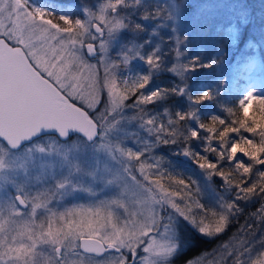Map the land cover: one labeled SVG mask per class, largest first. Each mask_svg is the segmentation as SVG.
Segmentation results:
<instances>
[{
    "label": "snow or ice",
    "instance_id": "1",
    "mask_svg": "<svg viewBox=\"0 0 264 264\" xmlns=\"http://www.w3.org/2000/svg\"><path fill=\"white\" fill-rule=\"evenodd\" d=\"M226 235L209 264H264V0H0V264Z\"/></svg>",
    "mask_w": 264,
    "mask_h": 264
},
{
    "label": "trees",
    "instance_id": "2",
    "mask_svg": "<svg viewBox=\"0 0 264 264\" xmlns=\"http://www.w3.org/2000/svg\"><path fill=\"white\" fill-rule=\"evenodd\" d=\"M68 2H76L79 3V0H35V3L38 6L41 7H46L49 8L50 10H55L56 8H64L65 4ZM249 3L255 7L256 9H259L260 6V0H249ZM73 11H77L76 9ZM225 76L229 79L232 77V72L231 70H226L225 71ZM188 174H192V169H187ZM240 223H243V218L240 219ZM238 227V225L234 226L232 229L229 231V235L235 231V228ZM196 240V243L194 246L187 248L181 255H179L176 258V261L174 264H181L182 261L187 260V259H203L208 261L210 258L213 259L212 256V249L215 245L219 244L223 240H227V235L223 236L220 238V240H213V241H203L202 239L198 237H193ZM205 253L207 255L205 256Z\"/></svg>",
    "mask_w": 264,
    "mask_h": 264
},
{
    "label": "rangeland",
    "instance_id": "3",
    "mask_svg": "<svg viewBox=\"0 0 264 264\" xmlns=\"http://www.w3.org/2000/svg\"><path fill=\"white\" fill-rule=\"evenodd\" d=\"M212 260V259H211ZM210 258L208 259V261L206 260H200V264H209V262L211 261Z\"/></svg>",
    "mask_w": 264,
    "mask_h": 264
}]
</instances>
